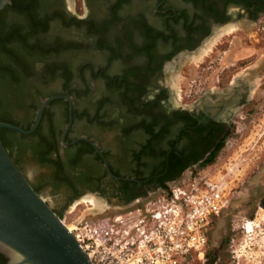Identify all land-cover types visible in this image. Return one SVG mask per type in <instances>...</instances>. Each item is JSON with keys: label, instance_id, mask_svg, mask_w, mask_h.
I'll use <instances>...</instances> for the list:
<instances>
[{"label": "flooded vegetation", "instance_id": "obj_1", "mask_svg": "<svg viewBox=\"0 0 264 264\" xmlns=\"http://www.w3.org/2000/svg\"><path fill=\"white\" fill-rule=\"evenodd\" d=\"M85 4L87 12L81 16L74 10L73 0H17L15 6L12 0L0 23L3 30H16L19 37H24L34 55L38 51L42 55L38 63L23 62L20 73L27 75L29 81H41L56 73L70 78L71 85L55 95L69 96L73 119L65 134L70 122V102L55 100L65 104L69 117L57 139L52 140L57 151L51 153V158L62 160V177L70 179L73 185L58 180L59 185L73 189L75 195L58 206L47 201L59 215L86 191L103 195L109 205H132L136 199L130 204V197L139 195L141 199L165 189L156 186L180 173L166 185L175 183L189 169L205 164L221 150L235 116L250 105L255 81L264 79V68L260 72L249 68V73L233 75V68L241 67L238 62L231 63L222 69L218 80L226 85L213 90L203 88L187 105L174 102L176 92L167 83L171 73L183 67L191 55L203 51L225 26L233 25L237 31L232 38L260 36L258 31L264 30V0H85ZM63 27L77 30L65 31ZM251 29L250 36L246 31ZM216 45L218 50L221 42ZM103 54L108 56L111 66L123 67L108 81L110 88L117 89V95H107L108 103L96 114L98 123L91 125L93 135L74 133L76 104L88 96H98L93 81L101 75L96 69L101 63L96 59ZM73 55L77 59L70 57ZM110 65L103 72L110 71ZM88 70L93 71L92 79ZM81 82L87 90L80 88ZM53 102L47 109L54 125L60 110L51 109ZM36 137L25 139L30 147L19 159L24 165L34 159L31 145L36 143ZM75 140V144H86L81 149L71 148ZM92 143L103 153L113 177ZM77 152L78 156L81 154L79 164L69 165L68 156ZM11 156L32 186L37 187L18 158ZM41 168V179L54 184L56 180L51 178L55 164ZM84 183H89L90 188L82 187Z\"/></svg>", "mask_w": 264, "mask_h": 264}, {"label": "rangeland", "instance_id": "obj_2", "mask_svg": "<svg viewBox=\"0 0 264 264\" xmlns=\"http://www.w3.org/2000/svg\"><path fill=\"white\" fill-rule=\"evenodd\" d=\"M73 6L79 15L86 14L85 0H73ZM63 28L70 32L77 30L75 27ZM235 32L237 35L233 25L225 26L221 33L215 35L207 43L203 51L191 55L183 67L169 75L167 83L176 92L174 98L176 104L187 105L199 95L203 88L213 90L226 85V83H219L218 80L223 75L221 74L222 69L231 63L238 62L241 67H234L233 69L236 70L233 75L249 73V68H256L259 72L264 68V30L258 31L261 33L258 37L251 36L252 29L246 31L251 36L246 39L242 38L243 36L241 39L232 38ZM85 35L89 36L87 32ZM260 37L263 39L259 40ZM220 42L221 47L217 50L216 44ZM9 48L20 57L21 61L9 55L7 58L3 56V59L0 57V67H7L17 72L16 81L7 72H2L5 79L9 76L12 81L7 79L1 84L0 98L5 100L9 116L21 123H27L45 98L54 93L64 92L71 82L70 78L66 79L61 73H56L50 78L44 77L41 81L37 79H32L34 82L29 81L27 75L20 73L23 62L30 60L29 64L38 63L42 57L41 53L37 50L38 55H34L32 46L24 37L13 40ZM214 50L215 53H213ZM70 57L77 59L76 55ZM96 60L101 63L96 67L97 73L101 75L93 81L98 96H88L85 101H79L77 94L73 93L74 98L77 102L79 101L74 112L76 123L74 133L93 135L95 130L91 125L98 123L96 114L108 103L107 95L110 93H114L113 96L117 95L115 93L117 89L110 88L108 81L121 72L122 65L113 64L111 66L105 54L98 56ZM109 65L111 66L110 71L103 72L102 69ZM246 65L249 67L245 68ZM92 74L93 71L88 70L87 75L90 79H92ZM208 77H210L209 80ZM79 86L82 90H87L85 83L81 82ZM251 98L250 105L235 116L232 128L214 159L207 164L189 169L182 177L192 175L197 177L198 181L203 179V181L208 180L219 185L227 200L226 207L218 217H215L208 229L206 253L208 256L201 259L193 255L192 258L184 260L182 264H264V79L255 81ZM10 105L17 107L10 110ZM51 109H59L60 112L55 118L54 125L52 119L49 118L50 113L44 116L41 133L51 140H56L68 121L69 111L62 102L51 104ZM9 139V150L18 158V162L27 170V175L34 180L42 196L51 205L58 206L70 195H75L73 189L68 190L63 185H53L51 181L41 179L39 171L47 164L35 155L29 165H24L25 163L19 160L22 159L23 152L28 149L26 140H21L16 136H10ZM36 139L38 140V136ZM22 142H25V145L23 143L21 146ZM88 185L89 183L87 185L84 183L81 186L87 190L91 186ZM92 188L96 187L92 185ZM95 195L86 191L65 209L62 219L69 227L73 226L76 221L107 217L133 205L132 203L126 206L104 205L101 200L104 198L103 195L98 197ZM141 199L136 198L135 203Z\"/></svg>", "mask_w": 264, "mask_h": 264}, {"label": "built area", "instance_id": "obj_3", "mask_svg": "<svg viewBox=\"0 0 264 264\" xmlns=\"http://www.w3.org/2000/svg\"><path fill=\"white\" fill-rule=\"evenodd\" d=\"M136 203L114 215L66 224L92 264H182L193 255L205 259L208 229L227 200L219 185L191 175Z\"/></svg>", "mask_w": 264, "mask_h": 264}, {"label": "water", "instance_id": "obj_4", "mask_svg": "<svg viewBox=\"0 0 264 264\" xmlns=\"http://www.w3.org/2000/svg\"><path fill=\"white\" fill-rule=\"evenodd\" d=\"M11 3L12 0H0V12ZM59 99H67L70 102V122L66 134L73 119L72 101L69 96L61 95L43 101L29 130L0 121V131L10 129L25 135L32 134L38 128L50 103ZM80 139L91 142L86 137ZM76 142L77 140L71 144ZM92 145L104 159L107 171L113 177L103 153L97 144ZM101 200L102 204L109 205L105 198ZM0 253L7 258L4 264H92L64 220L24 176L5 147L1 135Z\"/></svg>", "mask_w": 264, "mask_h": 264}, {"label": "trees", "instance_id": "obj_5", "mask_svg": "<svg viewBox=\"0 0 264 264\" xmlns=\"http://www.w3.org/2000/svg\"><path fill=\"white\" fill-rule=\"evenodd\" d=\"M16 4H17V0H14V5L13 6H15ZM25 9H26L27 13H28V11L30 12V10L27 7ZM7 10H8V8L5 9L4 11H1L0 12V23H1V17H2V15L5 14V12H7ZM17 33L18 32L16 30L15 31H13V30L5 31L0 26V57L2 59H3V56H6V58H7V55H9L10 57L15 58L17 61H21L20 57L17 56L9 48V45L11 44V42L13 40H16L17 37L19 38V34H17ZM20 38H22V37H20ZM2 53H4V55H2ZM2 72H7L9 75H11V78L13 80H15V81L17 80V78H16L17 77V74H16L17 72L16 71L11 70L10 68H7V67H4V68L0 67V97H1V84L3 82H5V80H7V79L9 81H12L9 78V76H8L7 79H5V76L3 75ZM55 94H58V93L51 94L50 96L55 95ZM56 102H60V101H54L52 104H54ZM8 106H9V104H8ZM16 107L17 106H15V105H10L9 109L10 110H14ZM39 108H40V106L38 108H36V110H35L32 118H30L27 123H21L19 121L14 120L11 116L8 115V112L9 111L7 109L5 100L0 98V121L6 122V123H10V124H14L16 126H19V127L23 128V129H25V130H29L31 128L33 122H34L36 113L39 110ZM47 114H49V109H46L45 110L44 115H43V118H42V120H41L38 128L32 134L25 135V134L18 133L15 130L1 129V131H0L1 139H2L5 147L9 151V153L12 155L11 151L9 150V147H10V143H9V140L10 139H9V137L10 136L19 137L21 140H25V139L30 138L32 136H38V140L36 141V143L34 145H31V146L33 148V151H34L35 156L39 160H42L43 163H46L47 165H49V164H55L54 173H53V176L51 178L52 180H56L53 185H59V184H61V183L58 182V180H64V181L70 183L71 185H73L70 179H67V178L62 177L63 176V168H64L63 167L64 164H63L62 160L59 158L58 160H55L54 161L51 158V153L54 152V151H57L56 143L53 142L51 139L47 138V136H43V134L41 133L44 116L47 115ZM23 143L25 145V142H22L21 143V146H23ZM85 144H86L85 141H80L79 143H77L75 145H71V148L81 149L82 148V145L84 146ZM68 150H70V148ZM87 150H89V149H87ZM79 155L81 156L80 153H79ZM215 155L216 154L212 155L210 157V159H208V161L206 162V164L209 163V162H211L214 159ZM80 156H78V152H77V154L72 153L71 156H68L67 163L69 165H72V166L75 165L76 166V164H79ZM15 163L17 164V166H19V164L17 163V161H15ZM179 176H180V173H177L175 176L171 177L168 180L167 179L162 180L161 183L159 185H157L156 187H163V188L164 187H167L166 182L171 181V180H174V179H177ZM34 188L39 193L40 188L38 186L37 187H34ZM143 194H145V193H143ZM145 195H142V196H145ZM138 196L139 195L130 197L128 199L129 203L132 202L134 199L139 198ZM60 217L63 218V215H60ZM206 256H208V254H206ZM0 257L2 258L1 264H4V263L7 262V260L2 255H0Z\"/></svg>", "mask_w": 264, "mask_h": 264}]
</instances>
